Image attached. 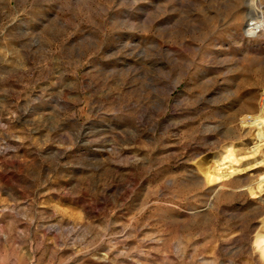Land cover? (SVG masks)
<instances>
[{
  "label": "rangeland",
  "instance_id": "rangeland-1",
  "mask_svg": "<svg viewBox=\"0 0 264 264\" xmlns=\"http://www.w3.org/2000/svg\"><path fill=\"white\" fill-rule=\"evenodd\" d=\"M262 109L264 0H0V264H263Z\"/></svg>",
  "mask_w": 264,
  "mask_h": 264
},
{
  "label": "bare ground",
  "instance_id": "bare-ground-1",
  "mask_svg": "<svg viewBox=\"0 0 264 264\" xmlns=\"http://www.w3.org/2000/svg\"><path fill=\"white\" fill-rule=\"evenodd\" d=\"M256 121H258L260 128H262V126L264 127V109L260 111V113L256 117ZM234 149H235V144L233 142H227L223 144L214 153L213 155L214 162H216L218 166H222L228 163L234 166L237 163V160L235 158L236 152ZM219 179H220L219 177L208 176L209 182L214 180L216 181ZM263 179L258 181V184L254 188L256 191H260ZM253 192L254 191H252V193ZM260 222H261L260 227L254 234V237L252 239V248L255 251V253L258 255V257L261 259L262 263L264 264V217L261 219Z\"/></svg>",
  "mask_w": 264,
  "mask_h": 264
}]
</instances>
